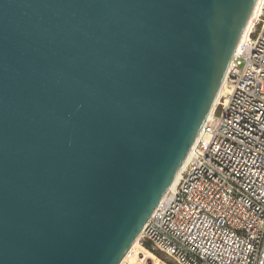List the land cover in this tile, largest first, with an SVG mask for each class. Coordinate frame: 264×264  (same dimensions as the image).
<instances>
[{
    "label": "water",
    "instance_id": "obj_1",
    "mask_svg": "<svg viewBox=\"0 0 264 264\" xmlns=\"http://www.w3.org/2000/svg\"><path fill=\"white\" fill-rule=\"evenodd\" d=\"M254 2L0 0V264H118Z\"/></svg>",
    "mask_w": 264,
    "mask_h": 264
},
{
    "label": "built area",
    "instance_id": "obj_2",
    "mask_svg": "<svg viewBox=\"0 0 264 264\" xmlns=\"http://www.w3.org/2000/svg\"><path fill=\"white\" fill-rule=\"evenodd\" d=\"M138 241L167 264H264V4Z\"/></svg>",
    "mask_w": 264,
    "mask_h": 264
},
{
    "label": "bare ground",
    "instance_id": "obj_3",
    "mask_svg": "<svg viewBox=\"0 0 264 264\" xmlns=\"http://www.w3.org/2000/svg\"><path fill=\"white\" fill-rule=\"evenodd\" d=\"M263 4H264V0H255L254 2V5L252 7V10L248 16V19L246 21V24L244 26V29L242 30V33L239 37V40L237 42V45L236 47L238 46V44L240 43V41L247 35L248 33V30H249V27H250V24L252 23L254 17L260 13V11L262 10V7H263ZM235 47V49H236ZM227 68L228 66L226 67L225 69V72H224V75H223V78H222V81L220 83V86H219V89H218V92L216 94V97L212 103V106L207 114V116L210 115V113L213 111L214 109V106L216 105L217 103V100H218V97H219V94H220V91L222 90V87L224 85V77L226 75V72H227ZM189 153V152H188ZM188 153L184 159V161L182 162L180 168L178 169L177 173L175 174L172 182L170 183L168 189L170 188H173V186L176 184L177 182V179H178V176H179V173L182 169V167L184 166V163L186 161V158L188 156ZM140 234V233H139ZM139 234L136 236V238L132 241V243L130 244L129 248L127 249L125 255L122 257L123 258H126L128 257L129 255H132L131 259H139V260H146V262L148 264H167L166 262L160 260L154 253H152L150 250H148L146 247L142 246L139 244V241H138V237H139Z\"/></svg>",
    "mask_w": 264,
    "mask_h": 264
},
{
    "label": "rangeland",
    "instance_id": "obj_4",
    "mask_svg": "<svg viewBox=\"0 0 264 264\" xmlns=\"http://www.w3.org/2000/svg\"><path fill=\"white\" fill-rule=\"evenodd\" d=\"M162 261H164V260L162 259Z\"/></svg>",
    "mask_w": 264,
    "mask_h": 264
}]
</instances>
